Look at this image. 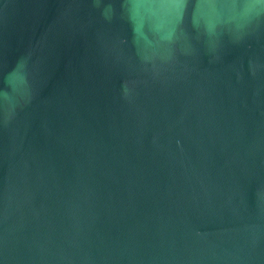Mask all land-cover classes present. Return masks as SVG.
<instances>
[{
	"label": "water",
	"instance_id": "1",
	"mask_svg": "<svg viewBox=\"0 0 264 264\" xmlns=\"http://www.w3.org/2000/svg\"><path fill=\"white\" fill-rule=\"evenodd\" d=\"M0 264H264V0H0Z\"/></svg>",
	"mask_w": 264,
	"mask_h": 264
}]
</instances>
